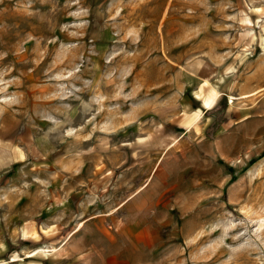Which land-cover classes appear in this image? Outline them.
Wrapping results in <instances>:
<instances>
[{
    "label": "rangeland",
    "instance_id": "rangeland-1",
    "mask_svg": "<svg viewBox=\"0 0 264 264\" xmlns=\"http://www.w3.org/2000/svg\"><path fill=\"white\" fill-rule=\"evenodd\" d=\"M0 264H264V0H0Z\"/></svg>",
    "mask_w": 264,
    "mask_h": 264
},
{
    "label": "crops",
    "instance_id": "crops-1",
    "mask_svg": "<svg viewBox=\"0 0 264 264\" xmlns=\"http://www.w3.org/2000/svg\"><path fill=\"white\" fill-rule=\"evenodd\" d=\"M228 95L229 94L226 91V97H187L183 99V103L179 105L178 110L171 115L173 119L172 121H170L173 128L172 133L176 135L172 146H178L176 148L182 150L183 153H185V147L187 148V145H192L189 143V140L198 139V134L200 132L203 133L204 131L206 121L202 118L203 111L212 110L214 106L219 101H221L226 102L225 116L232 114V116H235L237 118L234 121L229 117H225L224 122L221 123L217 130V133H219V137L221 138V154L227 156L223 150V145L229 140L230 143L234 141L232 140L231 136L236 129L240 128V130H238L237 132L242 131V123L245 117H247L249 114H251L253 117L254 115H256L254 114L253 109L250 111V109L239 107L238 102L233 101L232 103H229L228 100L230 101L232 98H235L234 100H236L241 97H228ZM198 105H200V108H198ZM209 120L210 122H212L214 121V118ZM239 135L240 134L235 135L236 140L237 136ZM202 138L203 136L200 137V139ZM235 145V148L233 150L235 151V155H238L241 153V148L238 149L239 145ZM161 172L163 173L164 177L169 174L167 169H162ZM156 173H158L157 170Z\"/></svg>",
    "mask_w": 264,
    "mask_h": 264
}]
</instances>
